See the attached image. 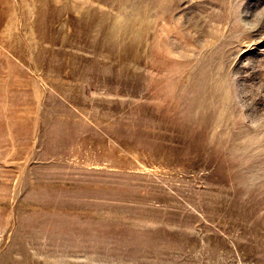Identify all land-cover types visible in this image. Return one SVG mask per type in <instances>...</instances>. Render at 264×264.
Masks as SVG:
<instances>
[{
  "label": "rangeland",
  "instance_id": "1",
  "mask_svg": "<svg viewBox=\"0 0 264 264\" xmlns=\"http://www.w3.org/2000/svg\"><path fill=\"white\" fill-rule=\"evenodd\" d=\"M0 264H264V0H0Z\"/></svg>",
  "mask_w": 264,
  "mask_h": 264
},
{
  "label": "bare ground",
  "instance_id": "2",
  "mask_svg": "<svg viewBox=\"0 0 264 264\" xmlns=\"http://www.w3.org/2000/svg\"><path fill=\"white\" fill-rule=\"evenodd\" d=\"M200 95H197L196 96V101L198 100V97ZM209 119H210V111L204 110L202 113H195L194 116H193V119H192V125L194 126V128H193L194 131H197L198 132L199 129H201V131L203 130V132L204 131L205 132H208L209 127H210V123L214 121L213 118H212L211 121ZM200 141L201 140H199L198 142H200ZM201 152H202V150H201ZM197 154H199V153H197Z\"/></svg>",
  "mask_w": 264,
  "mask_h": 264
}]
</instances>
